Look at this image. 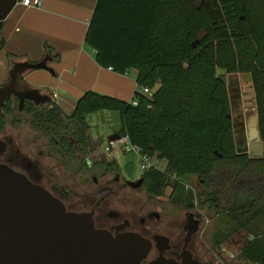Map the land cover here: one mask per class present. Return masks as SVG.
Masks as SVG:
<instances>
[{"label": "trees", "instance_id": "obj_1", "mask_svg": "<svg viewBox=\"0 0 264 264\" xmlns=\"http://www.w3.org/2000/svg\"><path fill=\"white\" fill-rule=\"evenodd\" d=\"M85 45L99 66L120 75L135 70L137 89L154 91H136L137 106L86 92L76 102L74 125L83 127L95 113L116 112L117 134L165 163L164 170L145 172L147 191L160 196L165 185L179 186L173 202L193 208L203 201L222 217L210 242L222 245L242 230L253 238L242 257L264 262V0H97ZM218 69L249 78L260 159L235 150L229 94L215 77ZM3 108L12 115L8 99ZM63 114L54 106L42 131L52 135ZM184 177L195 178L202 193L186 189Z\"/></svg>", "mask_w": 264, "mask_h": 264}, {"label": "flooded vegetation", "instance_id": "obj_2", "mask_svg": "<svg viewBox=\"0 0 264 264\" xmlns=\"http://www.w3.org/2000/svg\"><path fill=\"white\" fill-rule=\"evenodd\" d=\"M226 76L228 118L234 136L244 130L247 137L249 119L256 115L254 94L241 92L239 75ZM9 82L10 77L2 85ZM15 89L23 102L16 96L8 99L13 112L9 116L4 115V105L0 109V119L4 120L0 125V167L47 192L67 212L89 217L96 230L113 238L134 234L147 241L148 253L140 264H264L242 257V250L253 240L242 230L222 245L210 242L222 217L214 216L203 201L193 208L173 202L179 186L172 184L168 194L166 185L160 196L150 194L145 186L147 170L132 179L126 177L116 158L105 152L103 139L91 143L94 132L88 117L83 127L74 125L71 117L75 106L65 111L57 105L64 113L62 123L54 122V133L47 135L40 127L43 120L50 123L48 112L56 103L50 95L29 90L18 81ZM38 93L48 96V101L42 103ZM236 108L240 111L234 117Z\"/></svg>", "mask_w": 264, "mask_h": 264}, {"label": "water", "instance_id": "obj_3", "mask_svg": "<svg viewBox=\"0 0 264 264\" xmlns=\"http://www.w3.org/2000/svg\"><path fill=\"white\" fill-rule=\"evenodd\" d=\"M20 1L0 0V30ZM196 44L198 41L192 47ZM47 61L44 58L36 64H14L10 82L0 86V109L12 96L23 102L21 93L15 89L18 77L27 71H49ZM226 74L225 70L218 69L215 77L226 85ZM40 96L42 103L49 99ZM252 117L255 118V134L247 133L246 137L244 130L239 136L236 132L235 149L237 153H248L250 159H260L262 144L256 115ZM119 137L118 134L109 136L106 142ZM148 249L149 243L137 235L113 238L96 230L89 217L67 212L47 192L0 167V264H140Z\"/></svg>", "mask_w": 264, "mask_h": 264}, {"label": "crops", "instance_id": "obj_4", "mask_svg": "<svg viewBox=\"0 0 264 264\" xmlns=\"http://www.w3.org/2000/svg\"><path fill=\"white\" fill-rule=\"evenodd\" d=\"M96 1L30 0V6L17 4L0 30V86L10 77L14 64H36L46 58L49 71H27L18 82L29 90L50 95L65 111L71 110L86 92L130 103L137 91V72L120 75L99 66L95 52L85 45ZM88 125L91 132H96L90 136L91 143L103 139L106 145V139L117 134L99 123L92 125L88 120ZM111 154L123 167L122 154Z\"/></svg>", "mask_w": 264, "mask_h": 264}, {"label": "rangeland", "instance_id": "obj_5", "mask_svg": "<svg viewBox=\"0 0 264 264\" xmlns=\"http://www.w3.org/2000/svg\"><path fill=\"white\" fill-rule=\"evenodd\" d=\"M133 72H135V70H133ZM237 80L239 81V85L241 87L242 93L252 94L253 90H252L251 83H250L248 77L244 78L242 76H238ZM149 90L151 93H153L154 88L153 87L149 88ZM237 107H239V105H237ZM239 111L240 110L237 108L234 110V113H233L234 117L237 115V113ZM88 120H89V123H91L92 125H96L99 123L100 126H102L106 131H111V134L118 133L120 131V128H121L119 115L116 112H108V111L99 112V113L91 116ZM254 121H255V118L251 117L249 119V122H248V130L247 131L250 134V136H253L255 134ZM234 130H236V129L234 128ZM120 154H122V157L124 159V164H123L124 166L123 167H124V170L126 171V174H125L126 177H128L130 179L136 177L139 174L137 159H135L134 155H132L130 153L123 154V152L121 151ZM152 159H153L155 168H157L159 170H164L165 163L163 161H159L155 157H152ZM181 183L184 184L186 189L188 187L192 188V190L196 194L202 193V189L200 188V186L198 187V182L195 178L184 177V178H182ZM171 190H172V185L168 184L164 191H166V194H168L171 192ZM201 211L203 212L204 209ZM209 215H210V213H209Z\"/></svg>", "mask_w": 264, "mask_h": 264}, {"label": "built area", "instance_id": "obj_6", "mask_svg": "<svg viewBox=\"0 0 264 264\" xmlns=\"http://www.w3.org/2000/svg\"><path fill=\"white\" fill-rule=\"evenodd\" d=\"M23 6H30V0H21L19 2ZM39 5V3H38ZM111 71V69L109 68ZM139 94L152 96V93L148 88H138ZM132 106H137V101H131ZM106 153L112 152H123V153H131L134 154L137 158L139 172L143 173L148 169L155 168L152 157L146 156L140 152V150L134 146H132L128 140L127 136H120L118 140L107 142L104 148Z\"/></svg>", "mask_w": 264, "mask_h": 264}]
</instances>
